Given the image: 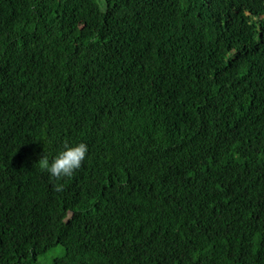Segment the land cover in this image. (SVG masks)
<instances>
[{"label":"trees","instance_id":"16d2710c","mask_svg":"<svg viewBox=\"0 0 264 264\" xmlns=\"http://www.w3.org/2000/svg\"><path fill=\"white\" fill-rule=\"evenodd\" d=\"M56 244L264 264V0H0V264Z\"/></svg>","mask_w":264,"mask_h":264},{"label":"clouds","instance_id":"9594fccd","mask_svg":"<svg viewBox=\"0 0 264 264\" xmlns=\"http://www.w3.org/2000/svg\"><path fill=\"white\" fill-rule=\"evenodd\" d=\"M88 147L85 143H78L74 146L64 145V150L59 152L50 162L49 158L44 155L38 166L42 171H47L51 178L60 181L64 178H71L74 173L81 168L86 158ZM63 184L57 183L55 191H62Z\"/></svg>","mask_w":264,"mask_h":264},{"label":"rangeland","instance_id":"374dc122","mask_svg":"<svg viewBox=\"0 0 264 264\" xmlns=\"http://www.w3.org/2000/svg\"><path fill=\"white\" fill-rule=\"evenodd\" d=\"M63 247L60 244H56L48 248L45 252L38 255L36 260L29 264H53V261L56 257L61 255ZM68 259L64 258L62 263L67 264Z\"/></svg>","mask_w":264,"mask_h":264}]
</instances>
